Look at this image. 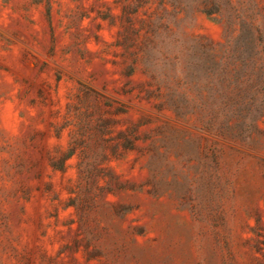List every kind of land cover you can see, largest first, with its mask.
I'll return each mask as SVG.
<instances>
[{"label": "rangeland", "instance_id": "obj_1", "mask_svg": "<svg viewBox=\"0 0 264 264\" xmlns=\"http://www.w3.org/2000/svg\"><path fill=\"white\" fill-rule=\"evenodd\" d=\"M0 264H264V0H0Z\"/></svg>", "mask_w": 264, "mask_h": 264}]
</instances>
